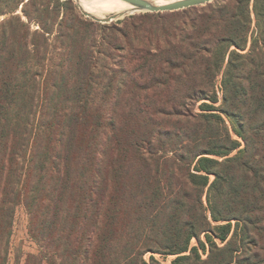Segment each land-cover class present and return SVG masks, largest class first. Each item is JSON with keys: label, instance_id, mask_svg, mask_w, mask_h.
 I'll return each instance as SVG.
<instances>
[{"label": "trees", "instance_id": "trees-1", "mask_svg": "<svg viewBox=\"0 0 264 264\" xmlns=\"http://www.w3.org/2000/svg\"><path fill=\"white\" fill-rule=\"evenodd\" d=\"M19 205L13 264H264V0H0V264Z\"/></svg>", "mask_w": 264, "mask_h": 264}, {"label": "rangeland", "instance_id": "rangeland-1", "mask_svg": "<svg viewBox=\"0 0 264 264\" xmlns=\"http://www.w3.org/2000/svg\"><path fill=\"white\" fill-rule=\"evenodd\" d=\"M215 1H218V0H215ZM215 1H213V2H215ZM213 2H211V3H213ZM74 4L76 5L78 11L81 13L76 2H74ZM197 7H203V6H197ZM132 10H134V8H132ZM132 10H130V11H132ZM112 12L113 11H110V10L100 9V10H95L91 13L101 17V16H107V15L111 14ZM113 13H115V12H113ZM143 13H147V12H138V13H133V14H129V15H137V14H143ZM162 13H165V12H162ZM129 15H125V16L120 17L118 19H114L110 23H114V22L121 20V19H123ZM219 79H220V77L218 78V80ZM238 140H240V139L238 138ZM240 148H242V145ZM234 153L235 152H233V154ZM191 245H196L195 239H193L191 241ZM29 253H37V246L34 243V241L31 239V237L29 236V233H28V217H27L26 210H25L23 205H19L16 208L15 215H14L13 233H12L11 242H10V253H9V258H8V264H13L16 257H18L21 260V262H23L27 256V254H29ZM202 256L205 257V254L203 252H202ZM155 257L163 264H170L175 256L169 255V256L164 257V256H160V255H155ZM145 258L148 260L149 254L146 255ZM43 264H46V263H43Z\"/></svg>", "mask_w": 264, "mask_h": 264}, {"label": "water", "instance_id": "water-1", "mask_svg": "<svg viewBox=\"0 0 264 264\" xmlns=\"http://www.w3.org/2000/svg\"><path fill=\"white\" fill-rule=\"evenodd\" d=\"M72 1L77 3L79 0H72ZM121 1L131 5L134 8L133 11L126 14V15H129V14L138 13V12H149V13L173 12V11L187 9L190 7L204 6L215 0H178V1L171 2V3L163 4V5H157L148 0H121ZM80 11L85 17L95 22L102 23V24L110 23L114 19L120 18L116 15H107L106 17H99L91 13H88L82 9H80Z\"/></svg>", "mask_w": 264, "mask_h": 264}, {"label": "bare ground", "instance_id": "bare-ground-1", "mask_svg": "<svg viewBox=\"0 0 264 264\" xmlns=\"http://www.w3.org/2000/svg\"><path fill=\"white\" fill-rule=\"evenodd\" d=\"M148 1H151L157 5H163L178 0H148ZM76 4L80 9L88 13H91L95 10L106 9L115 12V13L112 12L109 15H116L118 17L128 14L129 12H131L130 10H132L133 8L131 5L121 0H79ZM101 17H106V16H101Z\"/></svg>", "mask_w": 264, "mask_h": 264}]
</instances>
